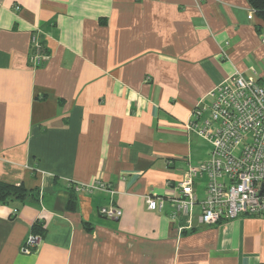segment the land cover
<instances>
[{"label": "crops", "instance_id": "0c3cea01", "mask_svg": "<svg viewBox=\"0 0 264 264\" xmlns=\"http://www.w3.org/2000/svg\"><path fill=\"white\" fill-rule=\"evenodd\" d=\"M251 11L247 0H0V180L39 192L0 205V264H264L263 216L204 226L196 208L187 228L145 199L210 157L186 128L201 99L234 73L264 84V22ZM35 33L49 56L39 67ZM95 180L113 193L67 188ZM110 204L120 218L100 214Z\"/></svg>", "mask_w": 264, "mask_h": 264}, {"label": "built area", "instance_id": "2783aa9c", "mask_svg": "<svg viewBox=\"0 0 264 264\" xmlns=\"http://www.w3.org/2000/svg\"><path fill=\"white\" fill-rule=\"evenodd\" d=\"M254 16L252 10L248 19ZM48 57L38 35L33 34L32 66H41ZM186 128L211 144L210 157L190 165L180 181L169 183L171 195L145 196L148 209L163 213L169 204L170 219L185 217L187 228L196 208L204 226L244 216L264 217V84L234 73L198 102ZM200 177L207 178L202 198L195 191ZM67 188L87 195L113 193L112 186L101 180L88 184L70 181ZM100 214L117 219L122 211L110 204L102 207ZM41 242V235L32 234L23 252L31 253Z\"/></svg>", "mask_w": 264, "mask_h": 264}, {"label": "trees", "instance_id": "16d2710c", "mask_svg": "<svg viewBox=\"0 0 264 264\" xmlns=\"http://www.w3.org/2000/svg\"><path fill=\"white\" fill-rule=\"evenodd\" d=\"M247 2L254 11L255 16L264 22V0H247ZM258 32L264 36V28H258ZM44 49L47 53V49ZM70 193L76 194L74 190H70ZM38 199V191L27 189L23 184L15 185L0 180V205H10L11 203L24 204L31 200L37 201ZM71 203L74 202L71 200ZM44 233L43 225L37 223L33 226V234H39L43 237Z\"/></svg>", "mask_w": 264, "mask_h": 264}, {"label": "rangeland", "instance_id": "374dc122", "mask_svg": "<svg viewBox=\"0 0 264 264\" xmlns=\"http://www.w3.org/2000/svg\"><path fill=\"white\" fill-rule=\"evenodd\" d=\"M192 149H193L194 158L199 159V158H204L209 153L210 146L201 138H196L193 140ZM193 164H198V163H193ZM205 184L206 183L204 181L203 187ZM200 198H202V193H200Z\"/></svg>", "mask_w": 264, "mask_h": 264}]
</instances>
